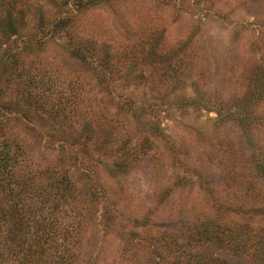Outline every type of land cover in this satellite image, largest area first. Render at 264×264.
<instances>
[{"label": "rangeland", "instance_id": "obj_1", "mask_svg": "<svg viewBox=\"0 0 264 264\" xmlns=\"http://www.w3.org/2000/svg\"><path fill=\"white\" fill-rule=\"evenodd\" d=\"M71 32L108 55L103 84L62 42L27 59L48 86L81 83L70 132L102 112L124 124L117 142L68 146L5 114L39 169H64L87 202L74 264H264V0H107Z\"/></svg>", "mask_w": 264, "mask_h": 264}, {"label": "trees", "instance_id": "obj_2", "mask_svg": "<svg viewBox=\"0 0 264 264\" xmlns=\"http://www.w3.org/2000/svg\"><path fill=\"white\" fill-rule=\"evenodd\" d=\"M103 3L107 0H0V67L4 77L0 86V264H74L86 225L83 210L87 202L64 169L56 164L39 169L26 141L8 127L5 112L35 124L44 122L46 136H58L68 146L72 141L84 148L93 141L96 147L108 150L117 142L114 130L124 124L102 112L84 120L79 131L70 132L77 118L76 89L81 83L70 85L66 94L57 85L48 86L44 74L36 73V57L27 59L50 42H62L71 59L86 66L95 64L94 73L103 84L109 69L108 55H98L92 41H83L71 32L77 15ZM50 12H54L53 17ZM159 44L157 41L151 47L150 54L166 64L167 76L171 77L179 64L173 58L164 61ZM26 60L31 65L25 66ZM5 93L15 99H5ZM121 105L139 118L142 110H135L132 101ZM151 132L161 135L154 125ZM132 152L127 147L119 149L118 168L125 167ZM88 193L95 196L90 190Z\"/></svg>", "mask_w": 264, "mask_h": 264}]
</instances>
